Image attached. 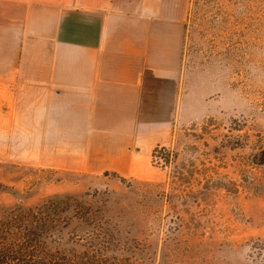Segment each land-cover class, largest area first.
<instances>
[{"label": "rangeland", "instance_id": "obj_1", "mask_svg": "<svg viewBox=\"0 0 264 264\" xmlns=\"http://www.w3.org/2000/svg\"><path fill=\"white\" fill-rule=\"evenodd\" d=\"M179 97L151 179L123 183L29 163L2 123L0 96V183L30 206L112 194L113 221L149 250L146 264H264V0L189 1Z\"/></svg>", "mask_w": 264, "mask_h": 264}, {"label": "crops", "instance_id": "obj_2", "mask_svg": "<svg viewBox=\"0 0 264 264\" xmlns=\"http://www.w3.org/2000/svg\"><path fill=\"white\" fill-rule=\"evenodd\" d=\"M189 1L0 0L2 123L26 160L151 179L173 141Z\"/></svg>", "mask_w": 264, "mask_h": 264}, {"label": "trees", "instance_id": "obj_3", "mask_svg": "<svg viewBox=\"0 0 264 264\" xmlns=\"http://www.w3.org/2000/svg\"><path fill=\"white\" fill-rule=\"evenodd\" d=\"M160 151L165 148L153 155ZM104 175L127 181L115 172ZM7 193L17 203L0 204V264L147 263L149 250L113 221L112 194H60L30 206L25 195L0 183V197Z\"/></svg>", "mask_w": 264, "mask_h": 264}]
</instances>
